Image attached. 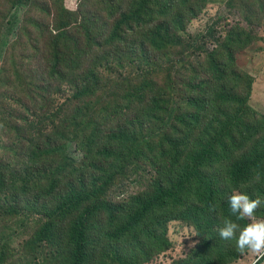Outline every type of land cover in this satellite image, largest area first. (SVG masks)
I'll return each instance as SVG.
<instances>
[{
    "label": "trees",
    "instance_id": "trees-1",
    "mask_svg": "<svg viewBox=\"0 0 264 264\" xmlns=\"http://www.w3.org/2000/svg\"><path fill=\"white\" fill-rule=\"evenodd\" d=\"M47 1L46 8L50 11L53 0ZM118 2L120 0H102L104 10L117 7L115 13L118 14L113 31L108 36V45H105L111 46L112 50L104 54V59L108 60L115 54L147 62L150 60L147 53L153 51L163 52V59L173 62L187 52L186 23L197 16L205 0H126L124 10ZM30 3L32 0H0V28L7 4L16 9L25 8ZM56 4L57 15L53 21L64 27L54 29L55 34L49 38L51 57L43 54V58L51 66L52 74L60 78L59 84L64 83L70 94L65 111L67 115H63L65 118L58 119L60 111H57L47 120L52 123L58 120L53 132L45 135L49 140L51 159L63 156V148H59L57 140L76 125L86 108L85 103L94 96L101 83L100 73H94L99 67L89 56L94 53L93 37L85 28L84 44L78 43L74 36L68 39L65 26L74 15L66 11L63 0H57ZM175 4L177 11L170 19L169 12ZM64 16L67 21L61 22ZM142 31L145 33L141 41L123 47L127 41L121 42L128 34ZM5 36L0 33V42ZM253 41V35H247L241 27L230 29L220 47L209 54V67L204 65L202 68L213 78L212 81L196 86L191 84L192 77L188 76L184 87L163 84V90L153 91L151 107L146 117L138 122L149 130V118L159 121V131L151 133L157 136L156 143L139 142L132 131L124 132L125 128L118 135L116 132L100 134L98 128L92 131L86 129L87 137H84L83 143L86 140L88 152L98 150L97 163L104 157L118 162L124 151L131 149L130 159L122 165H99V175L80 190L70 189L63 193L57 189L58 185L44 188L47 194H55L58 212L49 214L50 218L35 233L33 241L53 242L55 228L52 221L54 218L61 220L56 215L65 218L82 208L79 217L69 222V225L74 224L62 235L69 240L57 264H145L170 248L166 226L172 220L189 224L200 238L191 256L180 264H233L241 258L236 241L222 240L217 229L223 226L226 219L237 223L240 228L250 223L247 218L237 220L236 215L231 213L228 198L234 192L246 194L251 199L259 197L262 200L264 195V115L251 107L253 77L240 70L235 59L237 52ZM116 43L117 48L114 46ZM11 76L5 60L0 68V89L11 84ZM117 87L120 89L121 85ZM199 89L203 92L199 93ZM117 99L118 93L114 91L107 105L112 103L116 107ZM7 104H10L9 97ZM10 110L13 113L6 111L5 117L16 118L13 122L15 128H10L17 132L21 128L28 131L27 134L20 132L16 135L20 143L9 144L10 152L18 158H39L42 153L36 152L35 146H32V129L39 124L35 122V115L31 117L28 110L22 113L13 107ZM3 111L0 99V112ZM160 112H163V117L156 114ZM43 122L46 123H40ZM151 135L146 134L145 139L149 140ZM144 147L147 148L143 152ZM97 163L92 161L89 166L94 167ZM139 165L151 175L155 171L160 177L149 190L121 207L99 198V194L104 190L106 193L111 184L112 174L117 175ZM67 171L75 173L78 170L66 168L62 162L55 165L51 179L59 184L62 174ZM16 172L10 161L0 159L1 191L9 184L8 175ZM84 176L83 173L81 178ZM44 181L43 178L39 182ZM223 184L229 186L227 197ZM12 213L18 217L15 210ZM34 215L39 217L38 224L42 214L36 211ZM254 215L264 218V207H259ZM100 224L106 232L108 244L101 240L98 242L97 246L102 245L104 250L95 262L88 251V234L95 232ZM142 228L145 230L139 234ZM263 260L259 264H264L261 263Z\"/></svg>",
    "mask_w": 264,
    "mask_h": 264
},
{
    "label": "rangeland",
    "instance_id": "rangeland-1",
    "mask_svg": "<svg viewBox=\"0 0 264 264\" xmlns=\"http://www.w3.org/2000/svg\"><path fill=\"white\" fill-rule=\"evenodd\" d=\"M56 1L53 0L50 11L46 8L49 3L47 0H32L27 7L16 9L7 4V10L1 16L0 33L6 36L0 42V68L6 60L8 70L13 76L11 84L0 89L1 105L5 109L0 112V159L10 161L17 172L8 175L9 184L2 188L4 191L0 190V264H57L61 260V253L69 240L62 235L74 224L69 225V222H74L79 217L82 208L65 218L56 215L61 220L54 218L52 221L57 230L56 233L54 229L53 242H34L33 236L48 221L49 214L58 212L55 194H47L43 191L44 188L58 185L57 189L63 193L70 189L80 190L89 186L92 179L99 175V165H122L130 159L131 149L124 151L118 162L104 157L97 163L98 150L88 152L86 140L83 143L84 137H87L85 130L98 128L100 134L116 132L118 135L125 128L123 131H132L139 142L156 143L157 136L151 133L159 131V121L149 118V130L138 122L146 117L151 107L153 91L163 90V84L184 87L188 76L192 77L191 84L196 86L212 81L213 78L202 68L204 65L209 67V54L220 47L230 29L241 27L247 35L252 34L254 37V41L247 48L237 52L235 59L238 68L249 73L255 83L250 105L255 111L264 114V0H245L246 3L242 0H205L197 16L186 23L189 40L187 52L173 62L163 59V52L153 51L147 53L150 58L147 62L115 54L108 60L104 59V54L112 50L111 46L105 45H108V36L113 31L111 24L118 17L115 13L117 7L104 10L102 0H63L66 11L74 15L65 26L68 39L74 36L78 43L84 44L85 28L94 39V43H91L94 53L89 56L99 67L94 73H100L101 83L94 96L85 103L86 108L76 125L71 126L68 133L57 140L59 148H63V156L49 158L52 154L48 150L49 140L45 135L53 132L58 120L54 123L47 120L57 111H60L58 119L65 118L63 115H67L65 111L69 106L70 94L64 83L59 84L60 78L52 74L51 66L43 58V54L47 58L51 57L49 38L55 34L54 29L64 27L53 21L57 15ZM118 5L124 10L126 0H120ZM33 9V12L29 11ZM176 11L175 4L169 12L170 19ZM61 21L66 22L67 18L64 16ZM144 33L128 34L121 42L127 41L123 47L141 41ZM114 46L117 48V43ZM84 47L83 45L81 48ZM119 84L120 89L117 87ZM114 91L118 93L116 107L112 103L107 105ZM198 92L203 91L199 89ZM134 95L142 99H137ZM8 97L10 104H7ZM12 107L19 113L28 110L31 117L35 115V122L39 124L32 129V146H35L36 152L42 153L39 158L15 157L10 152V147H7L12 142L20 143L16 137L20 132L28 133L22 128L19 132L10 128H15L13 122L16 118H6L5 112L13 113L10 110ZM156 114L163 117V112ZM41 121L46 123H40ZM39 129H42L41 133ZM146 134L151 135L149 140L145 139ZM146 148H143V152ZM92 161L97 163L94 167L89 166ZM62 162L66 168L74 167L78 171L64 172L57 184L51 179V172L55 165ZM146 170L139 165L117 175L112 174L111 184L106 193L104 190L99 194V198L116 206H124L134 197L149 190L152 183L160 178L155 171L151 175ZM83 173L85 176L81 178ZM43 178L46 181L39 182ZM222 189L226 190L227 197L229 186L223 184ZM261 201L260 207L263 208L264 195ZM12 210L17 212L18 217L14 216ZM36 211L42 214L38 224L39 217L34 215ZM99 226L95 232L88 234V251L95 262L104 250L102 245L97 246L98 242L101 240L108 244L102 224ZM144 230L145 228L140 229L139 234ZM166 231L170 248L145 264H180V261L191 256L200 243L194 228L184 222L172 220L167 223ZM254 259L256 258L250 254L243 255L233 264H252Z\"/></svg>",
    "mask_w": 264,
    "mask_h": 264
},
{
    "label": "clouds",
    "instance_id": "clouds-1",
    "mask_svg": "<svg viewBox=\"0 0 264 264\" xmlns=\"http://www.w3.org/2000/svg\"><path fill=\"white\" fill-rule=\"evenodd\" d=\"M111 25H114V21ZM254 84L253 82L250 98L253 96ZM228 203L231 213L236 215L237 220L247 218L251 222L240 228L237 223L226 219L223 226L217 229L220 238L225 241L235 240L237 251L242 256L250 254L256 258L252 264H259V261L264 259V219H257L254 213L261 206V199L259 197L251 199L246 194L234 192L229 196Z\"/></svg>",
    "mask_w": 264,
    "mask_h": 264
}]
</instances>
